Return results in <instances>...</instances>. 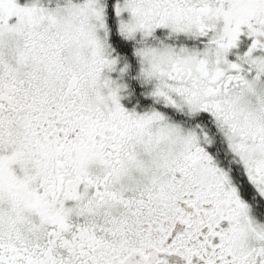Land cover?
I'll return each instance as SVG.
<instances>
[{
    "label": "snow or ice",
    "instance_id": "obj_1",
    "mask_svg": "<svg viewBox=\"0 0 264 264\" xmlns=\"http://www.w3.org/2000/svg\"><path fill=\"white\" fill-rule=\"evenodd\" d=\"M0 264H264V0H0Z\"/></svg>",
    "mask_w": 264,
    "mask_h": 264
}]
</instances>
